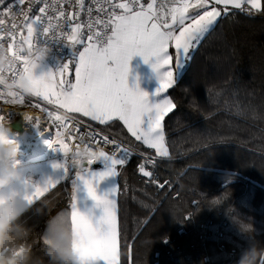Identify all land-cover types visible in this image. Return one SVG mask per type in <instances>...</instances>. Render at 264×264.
<instances>
[{"label": "snow or ice", "instance_id": "snow-or-ice-1", "mask_svg": "<svg viewBox=\"0 0 264 264\" xmlns=\"http://www.w3.org/2000/svg\"><path fill=\"white\" fill-rule=\"evenodd\" d=\"M94 2L97 16L93 18L92 8L89 7L86 23L80 19L85 8L84 0H75V3L72 0L45 2L39 9L40 14L35 17L29 16L28 10L20 9L19 14L23 16L21 31L26 28V35L18 38L15 23L11 29L0 27V43L6 44L10 51L20 53L30 49L38 37L60 42L66 40L65 44L71 48L80 46L78 58L63 63L54 72L49 70L37 77V90L32 96L11 94L15 104H23L32 97L43 100V106L37 103L34 107L45 113L57 128L55 139L45 143L53 151L64 154V159L52 164L53 169L61 170L60 176L57 179L49 177L43 184H33L31 191L24 193V199L31 204L60 181L71 179L68 204L72 226L81 239L85 255L98 258L101 264H122L118 251L121 236L118 196L122 190L119 181L101 193L97 188L105 178L119 177L133 150L131 145L125 146L123 140L107 134L106 129L122 122L135 141L155 150V157L142 154V162L137 168L146 178L145 183L156 184L163 189L167 182L160 183L155 171L149 170L148 165L155 166L156 158L170 154L162 122L176 105L165 94L166 90L183 77L195 52L216 30L221 19L237 13L264 14V0ZM24 3L25 0H19L20 5ZM4 4L5 0H0V5ZM65 5L73 10L66 11ZM4 12L16 15L12 4H8ZM4 24L5 21L0 19V26ZM8 37L11 39H6ZM135 55H140L145 63L151 61V68L156 74L158 87L151 94V100L150 94L138 85L128 86L129 61ZM16 58L18 63L10 71L12 76L28 70L26 56L18 54ZM71 68H74V80L69 76ZM233 97L231 106L237 114L251 112L252 118L264 119V113L238 98V90L233 91ZM23 118L29 122L34 119L27 113L23 114ZM81 118H88L103 127L89 126L88 132L83 133ZM40 119L35 118L34 127H40ZM85 136L90 142H95V151L87 145L81 151ZM103 145H110L111 150H105ZM72 148L75 150L72 151ZM69 157L73 168L68 166ZM85 157L87 167L84 166ZM97 161L105 163L104 170L91 169ZM72 171H75V178L71 177ZM81 190L96 202L97 207L102 208V214L95 222L90 215L77 209V193Z\"/></svg>", "mask_w": 264, "mask_h": 264}, {"label": "trees", "instance_id": "trees-1", "mask_svg": "<svg viewBox=\"0 0 264 264\" xmlns=\"http://www.w3.org/2000/svg\"><path fill=\"white\" fill-rule=\"evenodd\" d=\"M234 90L264 113V14L221 19L166 90L176 105L163 120L170 154L154 168L165 187L145 183L136 157L120 170L122 264H237L249 246L241 230L250 228L264 245V119L237 114ZM106 132L155 154L122 122ZM70 190L71 179L62 180L24 213L35 226L29 242L38 253L45 216L36 207L49 214L69 210Z\"/></svg>", "mask_w": 264, "mask_h": 264}, {"label": "clouds", "instance_id": "clouds-1", "mask_svg": "<svg viewBox=\"0 0 264 264\" xmlns=\"http://www.w3.org/2000/svg\"><path fill=\"white\" fill-rule=\"evenodd\" d=\"M50 53L48 45L37 41L22 53L10 51L6 44L0 43V94L11 97L10 104H15L12 93L29 97L36 92L35 81L40 75L35 72ZM18 54L26 56L28 70L9 75L18 63ZM17 136L9 115L0 116V191L23 179L18 167L20 148ZM32 204L34 202L29 204L24 199V193L12 191L0 195V264H101L98 258L85 255L81 239L73 231L70 210L49 214L36 207L35 211L45 216L44 227L39 234L43 248L38 253L29 242L35 226L22 219ZM241 231L249 237V246L241 253L237 264H264V245L252 238L251 228Z\"/></svg>", "mask_w": 264, "mask_h": 264}, {"label": "crops", "instance_id": "crops-1", "mask_svg": "<svg viewBox=\"0 0 264 264\" xmlns=\"http://www.w3.org/2000/svg\"><path fill=\"white\" fill-rule=\"evenodd\" d=\"M79 51H80V46H78L76 53L73 56H70L68 59L73 60V59L78 58ZM170 51L174 52V49H170ZM49 70L54 72L57 70V68H52L43 63L42 67L37 69L35 74L41 75L42 73L47 72ZM69 76L71 79L74 80V68L70 69ZM127 83L129 87H135L138 85L140 89L147 91L150 94L149 99L151 100L153 98L151 94L154 92L156 87H158V81L156 79V74L151 68V61L149 63H145L143 58L140 55L133 56L132 59L129 61V73L127 77ZM162 95H165V94H162ZM8 101H10V99L0 96V116L9 115L10 122L16 119L17 115H20L17 112H11V110L9 111L10 108H21V109L30 108L29 103H27L26 101L23 104H9ZM22 105L24 107H22ZM3 107H8V108L3 109ZM82 119H85L86 121L94 125L98 124L97 122L90 121L88 118H82ZM124 129L127 132V129L126 128ZM129 136L131 137L130 134ZM27 137L33 140L31 136L27 135L25 138ZM152 150L155 151L154 149ZM18 160H19L18 167L20 171L23 173V179L21 181L14 182L8 189H4L0 191V195H4L12 191H15L17 193H25V192L31 191L33 184H43L44 181L47 180L49 177L53 179H57L61 174V170L53 169L52 164L53 162H58V161H61L62 159L53 158L48 161L36 163V164H26L24 162V159L22 158H19ZM69 164L71 165V163ZM84 166L87 167V164ZM104 167H105V163L91 165V169L94 171L104 170ZM74 178H75V175H74ZM26 181L28 183H26ZM116 182H117V177L105 178L103 181L100 182L97 188L98 193L107 191ZM51 189L52 188H50L49 190ZM77 209L83 214L90 215L91 218L93 219V222H95V220L102 214V208L97 207L96 202L93 201L91 198L87 197L86 193L83 190L77 193ZM69 210H70V207H69ZM118 251L120 253V249H118Z\"/></svg>", "mask_w": 264, "mask_h": 264}, {"label": "built area", "instance_id": "built-area-1", "mask_svg": "<svg viewBox=\"0 0 264 264\" xmlns=\"http://www.w3.org/2000/svg\"><path fill=\"white\" fill-rule=\"evenodd\" d=\"M45 2L51 4L53 2V0H25V3L23 5L19 4V0H5V4L4 5H0V19H3L5 21V24L3 26H0V27L11 29L13 24L15 23L16 24V32H17L18 38L21 35H26V28H24L23 31H21L22 25H21L20 22L23 20V16L19 14L20 9L28 10L29 16L35 17L36 15L40 14L39 13V9L44 6ZM72 2L75 3V0H72ZM29 3H31L30 9H29ZM8 4H12L13 5V12L16 13L15 16L13 15L12 12H9V13H5L4 12V9H5V7ZM84 4H85V8H84V11L81 13V18L80 19H81L82 22L86 23L88 21L87 9L89 7L92 8V16H93V18H95L97 16V11H96V3L94 2V0H84ZM65 10L67 11V10H73V9H71L69 6L65 5ZM50 14H53V13L50 12ZM100 15H103V14L101 13ZM84 33H85L84 39L86 40L87 39V29L86 28L84 29ZM6 39L10 40L11 38L8 37ZM37 42L40 43V44H46V45H48L51 48V53L45 59L44 64L48 65V66H50L52 68L60 67L64 62H66L68 60V58L70 56H73L76 53V50H77V48L79 46V45H77V46H75V48H69L67 45H65L66 40H62L60 42V41H56V40H46V39L39 38V37L37 39ZM9 75H11V73H9ZM0 92H2V86H0ZM0 96H3L5 98L11 100V97H9L7 95H0ZM25 101L27 103H29L30 109H33L35 111L34 115L36 117H33L34 118L33 120L35 121V118H37V117L41 118L40 119V126L43 128V131L45 133H48V135L50 136V139L51 138L55 139V133L57 131V128H56L55 124H53L52 121L47 118L46 114L42 113L39 108L34 107V105L37 104V103H40L43 106V104H44L43 100L42 99H38L36 97H32L30 99H26ZM49 108H51V106H49ZM3 109H6V107H3ZM12 109L13 108H10L11 112H14ZM20 116H21V119H22L21 121H22V125H23V128H24V131H25V119L23 118V116L21 114H20ZM89 126H91V128H98V126L86 121L85 119H82L81 129L83 130V133H87L88 132ZM13 131L21 134L22 137L24 138L23 144H24V148L26 149V151L30 152V153L33 152V150H32V148H33L32 140L29 137H27V138L24 137V135H23L24 131L23 132H19L17 130H13ZM107 134H109V133L107 132ZM109 135L113 136L111 134H109ZM116 139L121 140L119 138H116ZM73 143H75V142H73ZM86 145L91 147L92 150H94V151L96 150L95 142L94 141L90 142L87 136H85V145H81V151H83V148ZM124 145L125 146L131 145V147H132L133 154L130 156L129 160L132 157L138 158V161L135 164V168H136V171L138 173H139V171H138L137 165L142 162V159H143V155L142 154H151L153 157H155V154L150 153V152L145 151V150H142V149H139V148L135 147L134 145H132V144L126 142V141H124ZM103 147L105 148V150H109V151L111 150V146L110 145H103ZM71 150L74 151L75 149L72 148ZM19 158L24 159V162L26 164H29V163H27V159H25L24 156L19 155L18 159ZM53 158H55V159H64V154L60 153L59 151H53V149H52V151L50 152V155H48V157H47V159L45 161H48V160L53 159ZM69 159H71V157H69ZM156 159H157V163H156V165H157L158 161L161 158H156ZM84 161L87 163V158L86 157H85ZM93 164H104V162L103 161H97V162H94ZM156 165L155 166L148 165L149 170H153L154 171V168L156 167ZM71 167L72 168L74 167L72 165V163H71ZM140 175H142V174H140ZM165 182H167L166 179L160 181V183H165Z\"/></svg>", "mask_w": 264, "mask_h": 264}, {"label": "bare ground", "instance_id": "bare-ground-1", "mask_svg": "<svg viewBox=\"0 0 264 264\" xmlns=\"http://www.w3.org/2000/svg\"><path fill=\"white\" fill-rule=\"evenodd\" d=\"M14 112L20 113L22 116L24 113H27L30 117H36L34 115L35 111L33 109H21V108H13ZM35 121L32 120L31 122L25 120V131L23 132V135L26 137L27 135L31 136L33 139V152H27L24 148V138L21 134L15 132L18 134L17 140L19 142V155L24 156L25 159H27V163L29 164H36L44 162L48 155H50V152L52 151V148H50L45 141L50 139V136L48 133H45L43 131V128L40 127H34Z\"/></svg>", "mask_w": 264, "mask_h": 264}, {"label": "water", "instance_id": "water-1", "mask_svg": "<svg viewBox=\"0 0 264 264\" xmlns=\"http://www.w3.org/2000/svg\"><path fill=\"white\" fill-rule=\"evenodd\" d=\"M21 116L18 115V117L14 120L11 121V127L13 130H17L19 132H23L24 131V128H23V125H22V121H21ZM87 163L84 161V165H86Z\"/></svg>", "mask_w": 264, "mask_h": 264}, {"label": "rangeland", "instance_id": "rangeland-1", "mask_svg": "<svg viewBox=\"0 0 264 264\" xmlns=\"http://www.w3.org/2000/svg\"><path fill=\"white\" fill-rule=\"evenodd\" d=\"M67 61H70L69 59L67 60ZM200 97H199V99H201V95H200V93L198 94ZM9 102V104H10V101H8ZM7 108V107H6ZM18 117V115L16 116V118ZM25 135V134H24ZM69 163H71V159H69Z\"/></svg>", "mask_w": 264, "mask_h": 264}]
</instances>
